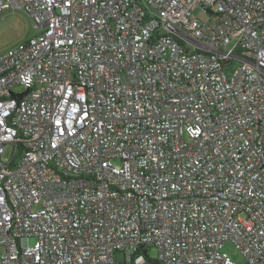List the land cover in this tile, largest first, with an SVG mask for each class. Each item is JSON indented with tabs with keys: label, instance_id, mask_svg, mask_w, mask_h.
I'll return each mask as SVG.
<instances>
[{
	"label": "built area",
	"instance_id": "2783aa9c",
	"mask_svg": "<svg viewBox=\"0 0 264 264\" xmlns=\"http://www.w3.org/2000/svg\"><path fill=\"white\" fill-rule=\"evenodd\" d=\"M5 9L0 264H264V0Z\"/></svg>",
	"mask_w": 264,
	"mask_h": 264
},
{
	"label": "rangeland",
	"instance_id": "374dc122",
	"mask_svg": "<svg viewBox=\"0 0 264 264\" xmlns=\"http://www.w3.org/2000/svg\"><path fill=\"white\" fill-rule=\"evenodd\" d=\"M195 15L202 21L206 20L208 17L200 11H195ZM39 30L33 25L32 20L19 9H5L0 12V54L6 52L12 47L19 44L27 42L29 39L33 38L39 34ZM240 65L239 60H233L230 64L224 66V71L227 76H230ZM22 86H17L14 88L15 91H22ZM9 154V149H6L5 156ZM33 240H29V244H32ZM3 248L0 247V253ZM222 251L227 253V255L236 263L243 264V257L240 252L235 248V246L227 241L224 243ZM148 255L151 258H155L156 251L154 248H150ZM114 259L116 262L123 261V254L116 252L114 254Z\"/></svg>",
	"mask_w": 264,
	"mask_h": 264
},
{
	"label": "water",
	"instance_id": "95a60500",
	"mask_svg": "<svg viewBox=\"0 0 264 264\" xmlns=\"http://www.w3.org/2000/svg\"><path fill=\"white\" fill-rule=\"evenodd\" d=\"M3 100V99H2ZM5 100H11V98H9V99H5ZM13 100H15V99H13ZM16 102V101H15ZM16 105V104H15ZM16 108V107H15ZM15 110V109H14ZM14 112V111H13Z\"/></svg>",
	"mask_w": 264,
	"mask_h": 264
}]
</instances>
